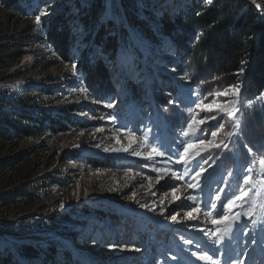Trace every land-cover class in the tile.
<instances>
[{
    "label": "rangeland",
    "instance_id": "374dc122",
    "mask_svg": "<svg viewBox=\"0 0 264 264\" xmlns=\"http://www.w3.org/2000/svg\"><path fill=\"white\" fill-rule=\"evenodd\" d=\"M73 1L83 0H25L36 16L0 8V90L29 98L25 109L43 110L57 121L56 129L38 141L0 142V198L22 185L34 197L30 203L0 201V250L7 249L21 264H210L200 258L205 256L216 264H264L261 157L239 160L234 127L239 111H264V96L242 104L240 82L204 102L211 108L198 107L199 90L175 67L173 46L156 31L159 22L145 13L160 19L190 0H135L138 17L155 40L124 22L119 0H104L107 15L117 27L123 23L125 33L108 70L117 93L97 101L76 68L86 34L80 25L69 23L76 37L71 62L63 61L41 34L42 23ZM246 1L257 11L264 3ZM20 44L25 47L18 50ZM95 52L107 60L99 49ZM17 53L18 63L11 64ZM127 82L139 96L131 98ZM161 90L179 106L176 113H184L178 125L170 126L153 105V95ZM225 117L233 119L234 131L218 142ZM104 118L120 123L115 129L123 134L119 146L94 142ZM229 155L232 161L226 160ZM92 159L116 167L94 169L88 164ZM229 198V207L221 208ZM182 212L187 217L177 218ZM56 214L70 221L52 228L48 218ZM21 243L39 246L44 254L21 258L16 250Z\"/></svg>",
    "mask_w": 264,
    "mask_h": 264
},
{
    "label": "trees",
    "instance_id": "16d2710c",
    "mask_svg": "<svg viewBox=\"0 0 264 264\" xmlns=\"http://www.w3.org/2000/svg\"><path fill=\"white\" fill-rule=\"evenodd\" d=\"M135 3V0H119V13L130 28L143 32L148 39L155 40L150 26L139 19L138 13L141 10ZM262 5V9L257 11L246 0H210L208 3L203 0H190L182 10L170 13L169 16L164 15L160 19L146 11L145 13L150 21L159 22L156 31L170 42L179 60L175 67L183 73L188 84L199 90L204 102L217 98L219 95L216 93H223L242 82L240 100L245 104L260 95L264 96V3ZM0 8L12 12L15 16L38 15L35 10L27 11L25 0H0ZM107 12L104 0L73 1L70 6L61 8L49 21L42 23L41 34L44 40L65 62H71L75 58L71 49L75 46L76 37L71 33L69 23L75 21L86 33L83 37L84 43L79 46L82 49L76 68L82 76L85 88L97 101H105L117 93L108 70L117 48L124 42L123 23L117 27ZM23 47L25 44L18 45V50ZM96 49H99L107 60L97 55ZM13 57L15 59L11 64L18 63L20 53ZM163 81L162 78L161 82ZM125 87L131 98L140 95L139 89L133 84L129 85L127 82ZM29 102V98L18 99L9 91L0 90V142H17L24 139L38 141L56 129L54 127L57 126V121H54L51 114L43 110L25 109ZM153 105L160 114L165 115L170 126L178 125L179 120L185 118L183 112L176 113L179 106L164 90L153 95ZM234 119L238 122L239 160L252 161L254 156L264 158V111H239ZM233 123L232 118H224L218 142H222L234 131ZM219 156L220 153L216 154L215 160H218ZM20 158L19 156L16 159ZM226 160L232 161L230 155ZM88 164L100 170L116 167L113 162L105 159H92ZM6 198H10V201H6ZM33 200L34 197L27 191L26 185L0 198V201L15 204L30 203ZM48 221L52 228H56L57 222L62 223L70 219L56 214L51 215ZM38 247L21 243L16 245V250L21 258L35 259L44 254ZM6 252L7 249L0 250V264H21ZM151 253L155 254V250ZM65 256L70 257L67 249ZM51 262L56 264L52 260Z\"/></svg>",
    "mask_w": 264,
    "mask_h": 264
},
{
    "label": "bare ground",
    "instance_id": "6f19581e",
    "mask_svg": "<svg viewBox=\"0 0 264 264\" xmlns=\"http://www.w3.org/2000/svg\"><path fill=\"white\" fill-rule=\"evenodd\" d=\"M169 58V57H168ZM99 114V113H98ZM111 118V117H110ZM95 122V121H93ZM118 122V121H117ZM116 120H112V119H105L102 120L100 123L101 125L97 127L95 134H94V142L95 143H101V144H106L110 141L114 142V144H116V146L120 145V141H121V135H119L118 133H115V129H117L118 127H121L120 123H117ZM184 196V195H183ZM179 197H182V194L179 193ZM182 215H184V217H187L188 213H177L176 217L180 218ZM187 223V222H185Z\"/></svg>",
    "mask_w": 264,
    "mask_h": 264
},
{
    "label": "snow or ice",
    "instance_id": "6c2138e0",
    "mask_svg": "<svg viewBox=\"0 0 264 264\" xmlns=\"http://www.w3.org/2000/svg\"><path fill=\"white\" fill-rule=\"evenodd\" d=\"M257 7H259V5H257ZM36 22L39 23V17H37V21H36ZM222 94H223V93H216V95H222ZM213 103H214V102H213ZM201 106L211 108V105H204V101H203V100H202V101L200 102V104L198 105V107H201ZM192 111H193L192 109H189V112H190V113H191ZM231 114H232V113L229 112V115H231ZM188 127H189V128H192V125L189 124ZM220 127H223V126L220 125ZM234 127H238V122H237L236 124H234ZM185 134H187V133H185ZM212 135L215 136V135H216V132H212ZM249 151L251 152V149H249ZM177 162L179 163V160H178ZM259 164L261 165V172H262V174H264V158H260V159H259ZM248 170H249V172L252 171L251 168H249ZM173 175H175V173H173ZM174 191H175V189H174ZM218 199H219V197H218ZM230 203H231V198H229V201H228L227 204L224 203V202H222V203H221V208H227V207H229ZM213 207H215V206H213ZM217 215H222V213H219V212H218ZM172 218H173V220H175V217H172ZM186 242H187V241H186ZM137 251H138V249H137ZM200 258H201V259H205V260L210 261V264H216L215 261H212V259H211L210 256H205V257H200Z\"/></svg>",
    "mask_w": 264,
    "mask_h": 264
}]
</instances>
